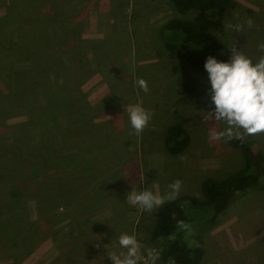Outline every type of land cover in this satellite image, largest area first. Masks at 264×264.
I'll return each instance as SVG.
<instances>
[{
    "label": "rangeland",
    "instance_id": "1",
    "mask_svg": "<svg viewBox=\"0 0 264 264\" xmlns=\"http://www.w3.org/2000/svg\"><path fill=\"white\" fill-rule=\"evenodd\" d=\"M231 1L223 26L209 32L255 60L264 41V0ZM195 15V10L177 11L170 0H0V157L5 150L21 153L5 163L19 169L20 195L13 203L0 201V264H112L110 254L127 251L118 243L124 233L142 246L139 264H150L145 250L159 253L150 237L157 209L149 213L129 205L127 195L148 189L164 196L180 180L179 198L203 200L204 179H221L243 166L236 140H209L210 127L217 132L227 127L205 120L214 109L209 74L165 46L162 27L174 17ZM249 17L251 29L245 23ZM228 22L244 24V33L226 30ZM140 79L148 93L139 87ZM68 90L80 93L64 98V104L76 102L68 108L72 114L43 122L42 116H49L41 113L46 101ZM136 105L152 114L140 135L126 110ZM173 123L188 130L190 141L169 152L163 137ZM66 129L72 130L67 137ZM244 140L264 155V134ZM94 143L105 157L98 180L83 178L82 185L88 195L93 185L99 187L98 199L82 207L55 199V183L78 179L73 161L59 156L77 146L88 165L86 151ZM35 147L43 157L35 156ZM47 148L56 151L57 162L47 159ZM29 154L32 162H22ZM186 207L190 227L181 236L189 246L202 247L198 264H264V188L235 197L219 213ZM22 221L35 224L22 232ZM156 264L174 263L159 253Z\"/></svg>",
    "mask_w": 264,
    "mask_h": 264
},
{
    "label": "trees",
    "instance_id": "2",
    "mask_svg": "<svg viewBox=\"0 0 264 264\" xmlns=\"http://www.w3.org/2000/svg\"><path fill=\"white\" fill-rule=\"evenodd\" d=\"M170 2L181 13L195 10L196 15L193 19L174 17L162 27L161 33L165 39L166 48L171 52L179 53L180 51L182 55L187 56L194 67L204 72H207L204 65L209 56L215 57L218 61L228 62V47L219 38L209 32V28L220 29L223 26L224 15L231 7L232 1L170 0ZM171 36H174V39ZM75 93L80 94L77 91L72 92L68 90L66 93L61 92L58 99L52 96L50 100L46 101L48 103H45V107L43 111L41 110V113L47 112L49 116L48 118L42 116L43 122L55 120L56 114L69 117L72 111L69 112L68 108L70 106L71 108L75 107L76 102L64 104V98L76 97ZM56 122L52 121L51 124H55ZM71 131V129H66L64 131L65 136L67 137ZM232 140L237 141L243 158V166L238 171L221 179H204L201 183L203 200L189 197L187 202L183 198L178 197L174 201L165 202L157 209L155 224L150 237L157 243L162 258L170 260L174 264H198L203 257L202 247L200 245L189 246L182 240V229L177 227L178 221H184L186 224L190 221L191 217L187 213L188 210L186 211V204L199 205L201 208L209 207L215 213H219L224 211L235 197H239L252 189L264 188V155L260 152H254L252 144L244 139L233 138ZM189 141V132L182 124L173 123L166 128L163 144L167 151L173 152L185 149ZM97 147L98 144L94 143L86 151L90 157L88 165L84 164V161L81 159L83 149H78L77 146L75 152L64 153V155L59 156L61 159L71 162V164L73 161V169L77 171L78 179H68L67 182L59 183V185L55 183V187L58 188L55 191V199L58 197L66 198V203L69 202L72 207H75V205L86 206L98 199L99 195H95V193L99 190V187L93 185L94 191L88 195L83 194L82 185L83 178L98 180L99 163L102 161V158L104 159L105 153L97 151ZM34 150L36 151V157L44 156L40 152V148L35 147ZM4 152H6L5 156L0 157V201L4 203L11 201L13 203L16 201L17 196L20 195V183L17 181L19 169L17 167H7L5 163L17 160L21 153L18 150L15 152L13 150H5ZM46 152L48 160L57 162L55 150L47 148ZM98 153H103L104 156L98 158ZM34 158L29 154L22 157V162H32ZM31 166L30 164L27 165V167ZM9 175L12 176V179L8 182L5 183L1 180L2 177ZM60 192H62V196L59 195ZM15 223L17 224V221ZM34 224L33 221H22V232L28 231ZM18 229L21 230L20 227ZM47 236L51 237L53 233H46ZM31 243L28 244V248H30ZM72 255H76V252L72 253ZM60 256L63 257V255ZM69 259L73 260L72 257Z\"/></svg>",
    "mask_w": 264,
    "mask_h": 264
},
{
    "label": "clouds",
    "instance_id": "3",
    "mask_svg": "<svg viewBox=\"0 0 264 264\" xmlns=\"http://www.w3.org/2000/svg\"><path fill=\"white\" fill-rule=\"evenodd\" d=\"M236 15L238 17L239 14ZM245 23L249 29L255 26L251 17L247 18ZM225 29L232 33H244V24L228 22L225 24ZM257 48L261 55L255 60L248 57L243 50H237L236 44L229 49L232 54L229 62L218 61L213 56L206 59L204 67L209 74V96L214 109L207 111L208 117L205 120L223 121L227 126L222 132L210 127V141L225 137L228 140L233 138L243 140L245 136L264 134V41L259 42ZM138 85L145 93L150 91L145 80L140 79ZM126 110L131 128L136 135H140L151 120V112L141 105ZM238 130H242L243 134ZM168 187L170 191L164 196L154 194L148 189L141 192L133 190L127 195V203L151 213L165 202L178 198L182 181L175 180ZM177 227L186 230L190 226L184 221H178ZM118 243L127 251L121 255L110 254L112 264H139L143 257L142 246L137 238L124 233L118 237ZM145 251L147 261L156 264L159 253L150 248Z\"/></svg>",
    "mask_w": 264,
    "mask_h": 264
}]
</instances>
